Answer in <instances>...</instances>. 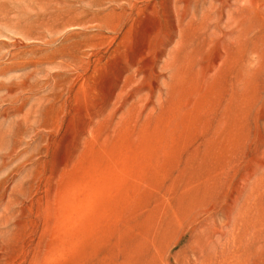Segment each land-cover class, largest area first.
<instances>
[{
  "label": "rangeland",
  "instance_id": "rangeland-1",
  "mask_svg": "<svg viewBox=\"0 0 264 264\" xmlns=\"http://www.w3.org/2000/svg\"><path fill=\"white\" fill-rule=\"evenodd\" d=\"M0 264H264V0H0Z\"/></svg>",
  "mask_w": 264,
  "mask_h": 264
}]
</instances>
